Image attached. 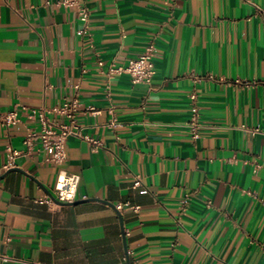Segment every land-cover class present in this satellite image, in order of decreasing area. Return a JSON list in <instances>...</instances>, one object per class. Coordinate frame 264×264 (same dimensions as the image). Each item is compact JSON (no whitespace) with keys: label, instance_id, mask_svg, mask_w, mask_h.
<instances>
[{"label":"crops","instance_id":"crops-1","mask_svg":"<svg viewBox=\"0 0 264 264\" xmlns=\"http://www.w3.org/2000/svg\"><path fill=\"white\" fill-rule=\"evenodd\" d=\"M57 1L0 0V115L19 119L0 121V165L30 109L74 95L99 146L67 137L57 165L36 143L0 172V264H264V0H79L82 34ZM148 42L149 84L105 75ZM60 171L77 202H36Z\"/></svg>","mask_w":264,"mask_h":264},{"label":"built area","instance_id":"built-area-1","mask_svg":"<svg viewBox=\"0 0 264 264\" xmlns=\"http://www.w3.org/2000/svg\"><path fill=\"white\" fill-rule=\"evenodd\" d=\"M49 3L48 1H46ZM57 4L63 6H75L77 7L78 16L81 21V27L78 30L79 34L84 33L88 28V10L85 6L80 5L79 0H61L57 1ZM153 42H148L143 51L136 57L128 58L124 63L117 64L114 62L109 63L107 69L104 71L107 77H113L125 74L129 77L131 83H144L149 84L154 74L153 65ZM97 65L100 69L104 67V63L98 59ZM77 88L78 86L75 85ZM191 102L192 118L190 122V129L192 138L199 136L198 126L196 122V97L193 92L189 95ZM83 114H96L99 110L93 106H86L80 109L79 99L74 95L71 99H65L58 105L52 107H42L40 109H30L28 117L30 119L38 121V127L34 129H28L23 137V151H18L11 147L7 143L4 147L7 153V160L0 165V172L8 170L14 167L15 158L21 154L29 155L38 143L40 149L47 153L45 160L53 164H62L65 160V140L67 137L74 136L85 139L94 148L99 146V142L84 134L82 126H80L76 120L77 113ZM49 115L58 116L62 118V121H56L50 118ZM16 109L7 111L0 115V121L6 126L16 123L18 121ZM256 170V167L255 169ZM78 184V176L75 174L65 173L60 171L57 175L52 191V197L44 196L36 199V202L41 204H47L48 206L57 204V202L71 203L76 199V190ZM141 185V179L139 176H135L132 182V187H139ZM57 201V202H56ZM117 209L121 208L120 204L114 206ZM136 210L137 207H134ZM6 259V257H3Z\"/></svg>","mask_w":264,"mask_h":264},{"label":"water","instance_id":"water-1","mask_svg":"<svg viewBox=\"0 0 264 264\" xmlns=\"http://www.w3.org/2000/svg\"><path fill=\"white\" fill-rule=\"evenodd\" d=\"M12 169H14V170H17L16 168H12ZM48 196H50L51 198H53L52 197V195L50 194V193H48ZM57 202V201H56ZM75 202H77L76 200L75 201H73V202H71V203H75ZM58 204H70V203H63V202H57ZM110 206H113V205H110Z\"/></svg>","mask_w":264,"mask_h":264}]
</instances>
